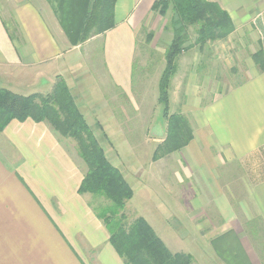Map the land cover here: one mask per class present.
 Wrapping results in <instances>:
<instances>
[{
    "label": "crops",
    "instance_id": "1",
    "mask_svg": "<svg viewBox=\"0 0 264 264\" xmlns=\"http://www.w3.org/2000/svg\"><path fill=\"white\" fill-rule=\"evenodd\" d=\"M156 1L116 0L114 28L82 45L71 46L48 0H0V88L33 95L36 84L47 78L53 84L60 77L95 136L97 128L118 127L109 107V92L102 91L100 105L82 86L83 74L88 71L82 51L96 43L102 45L106 78L126 97L141 31L149 28L154 34H165L169 45L172 41L170 32L164 28L157 32L149 25L157 16L152 10ZM206 1L217 3L229 14L234 25L232 34H250V26L264 32V0ZM241 25L246 28H238ZM156 45L153 42L154 48ZM246 82L250 83L219 94L202 108L199 104L188 106L189 85L182 90L185 99L181 112L189 116L192 139L178 154L164 157L175 156L182 164L180 170H166L165 175L172 172L170 176L174 175L181 193H189L193 187L198 194L186 216L188 227L196 218L198 221L207 216L204 209L213 211V217L201 223L202 229L201 224L196 229L197 249L205 257L199 243L207 241L219 258L216 243L231 235L229 239L238 242L246 264H264V257L260 259L253 250L251 242L255 239L245 228L259 220L263 227L260 241L264 242V168L255 167L256 161H263L258 152L264 148V74ZM247 94L257 97L254 109L245 104ZM133 108L137 109L135 104ZM95 138L104 149L102 137ZM75 143L72 139L59 141L45 123L30 120H12L0 132V264H124L96 216L94 203L98 197L78 193L86 167ZM67 144L73 145L74 153ZM112 156L115 159L108 161L121 171L115 162L120 157L117 153ZM239 193L246 195L239 200ZM134 197L133 191L126 209ZM185 200L187 203V196ZM205 229L212 231L205 234ZM186 238L182 235L181 240ZM180 252L190 255L185 249ZM207 260L212 264L213 260Z\"/></svg>",
    "mask_w": 264,
    "mask_h": 264
},
{
    "label": "rangeland",
    "instance_id": "2",
    "mask_svg": "<svg viewBox=\"0 0 264 264\" xmlns=\"http://www.w3.org/2000/svg\"><path fill=\"white\" fill-rule=\"evenodd\" d=\"M72 3L75 1L59 0L57 7L58 2H53L54 9L52 11L54 10L53 13L59 22L61 18L63 22H66V16H69L68 11H73L71 9ZM81 7L82 4L73 9L77 12ZM157 16L154 15L149 24L156 28L157 32L169 25L174 18L171 10L167 11L164 17H160L158 14ZM238 28H246V26L241 25ZM247 28H253V31L250 34L249 32L238 31L236 34H231L227 39L208 43L201 50L194 47L192 51L180 55L182 60L179 59V62L178 58L176 59V72L180 76L175 74V78L173 77L169 84L168 114L183 116L191 131L189 116L181 112L185 99L182 90L187 85L191 90L188 106L191 108L199 104L202 105V108L211 103L219 94L232 88L238 90L239 87H244L250 83L246 82L248 79L258 74H264L261 67L255 62L260 50L264 53V32L260 33V31L254 30L255 27L252 26ZM148 30L149 28H144L141 31V43L136 52L135 64L132 65L131 80L128 87L129 96L126 97L121 94V91L115 89L111 80L106 78L102 62V45L96 43L94 46L85 47L82 51L83 63L85 67L88 66L87 73L84 72L83 74L85 77L82 86L93 94L94 100L100 102V105H102V91H108L111 95L109 107L116 118L114 122H118V127L113 125L114 128L112 126V128H104L105 132L103 129L97 128L96 136H94L102 137L100 141L104 143L103 151L107 159H115V156L112 155L118 154L120 158L115 162L135 192V197L129 203L128 208L124 210V214L129 223L136 217L144 218L163 243L169 247L171 253H181L180 251L185 249L193 256L196 264H209L207 259L213 260L212 264H246V258L242 253L243 251L240 252L238 242L229 239L231 235L216 243L215 247L220 251L217 252L219 258L215 257L214 251V254L212 253L207 241L203 244L199 243V245H201L200 250H204L208 258L197 249L196 229L199 226L202 229L201 223L205 218H212L211 212L213 211L204 209V214L207 216L199 218L198 221L196 218L194 225L188 227L186 216L187 213L191 212L190 206L195 200L193 198L197 199L198 194L195 193L193 187H190L189 193H181L179 187L176 186L174 175L170 176L172 172L165 175L166 170H180L182 168L177 157L172 156L167 160L164 157L158 160L153 159L155 151L159 145H162L166 137L167 122L163 116V106L158 103V83L165 67L164 51L169 47V40L163 33L159 35ZM149 34H152L151 36L154 38L151 41L146 39ZM189 37L190 43H194L195 36L191 30ZM153 42H157L156 48L152 46ZM198 60L199 62L196 64ZM194 70L196 73L190 74ZM86 74L89 78L86 77ZM54 84L55 82L52 84L47 78L41 85H35L36 92L33 95L46 96L50 94ZM132 103L136 105V110ZM245 104L247 108L254 109L257 104V97L253 94H247ZM107 141L110 143H106ZM76 145L74 148L77 147ZM72 146L71 144L67 147L70 152L74 153ZM179 152L180 150L174 153L178 154ZM258 153L263 161L260 159L254 165L258 168H264V148ZM236 169L238 170V168ZM237 195H242V198H239L241 200L246 194L239 193ZM186 196L188 207L185 200ZM181 201H184L183 206ZM94 204L96 211H98L109 203L102 198H96ZM238 215L240 216L239 212ZM240 221L243 225L245 224L243 217ZM197 224L201 225L197 226ZM245 228L249 236L255 239L251 242L254 246L253 250L260 259L263 258L264 242L260 241L263 235V227L260 221H253L245 225ZM205 230V234L212 231L211 229ZM182 235L187 238L181 240ZM194 242L195 245H193Z\"/></svg>",
    "mask_w": 264,
    "mask_h": 264
},
{
    "label": "trees",
    "instance_id": "3",
    "mask_svg": "<svg viewBox=\"0 0 264 264\" xmlns=\"http://www.w3.org/2000/svg\"><path fill=\"white\" fill-rule=\"evenodd\" d=\"M49 3L59 0H48ZM60 25L71 46H79L93 36L103 35L114 28L116 0H74ZM82 7L75 12L73 8ZM152 10L164 17L171 10L174 18L164 31L172 41L164 51L165 67L158 83V103L163 106L167 122L166 137L158 146L153 159L158 160L185 147L192 139L188 122L181 115H169V84L176 74V59L194 47L202 49L208 43L227 39L234 32L229 14L217 3L206 0H157ZM65 20V19H64ZM195 36L190 43L189 31ZM152 37L148 36L147 40ZM255 62L264 72V53L260 50ZM12 120L45 123L59 141L76 142L78 156L86 173L78 193H90L109 203L96 211L109 233V242L124 264H192L184 253H171L149 224L141 217L129 223L124 210L133 197L131 186L118 168L106 158L104 151L77 109L65 81L56 77L46 96L19 95L0 88V132Z\"/></svg>",
    "mask_w": 264,
    "mask_h": 264
}]
</instances>
